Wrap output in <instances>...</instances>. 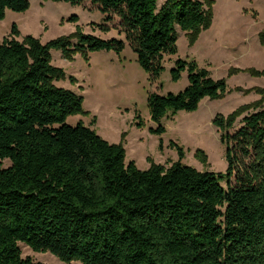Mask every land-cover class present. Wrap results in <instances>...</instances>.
I'll list each match as a JSON object with an SVG mask.
<instances>
[{"label": "trees", "instance_id": "1", "mask_svg": "<svg viewBox=\"0 0 264 264\" xmlns=\"http://www.w3.org/2000/svg\"><path fill=\"white\" fill-rule=\"evenodd\" d=\"M88 1L106 22L110 14L120 19L125 41L152 80L162 71L163 55L176 54L177 30L196 34L209 27V0H164L160 7L158 0ZM28 6V0H0V20L6 10L21 13ZM17 35L13 25L0 44V264H40L23 258L19 243L68 264H264L263 90L258 102L213 121L225 132L243 112L258 110L242 119L235 135H221L225 174L182 165L180 147L170 168L153 164L139 171L133 162L125 166L122 146L82 123L66 124L81 112L83 99L53 84L64 72L50 65L51 49L65 58L79 52L120 55L125 42L78 33L76 45L68 39L42 45L32 36L19 43ZM259 39L264 49L263 32ZM176 66L172 79L187 70L188 86L175 95H149L156 124L168 111L195 112L202 100L225 91L223 81L194 63ZM250 73L264 77V70ZM149 132L162 135L165 128Z\"/></svg>", "mask_w": 264, "mask_h": 264}, {"label": "rangeland", "instance_id": "2", "mask_svg": "<svg viewBox=\"0 0 264 264\" xmlns=\"http://www.w3.org/2000/svg\"><path fill=\"white\" fill-rule=\"evenodd\" d=\"M28 1L24 12L5 11L0 20V44L9 37L13 25L19 43L32 36L42 45L60 39L76 45L78 33L125 42L120 55L112 51L79 52L65 58L61 51L50 50V65L64 72L63 78L53 84L83 99L81 112L69 116L67 125L82 123L107 143L122 146L125 166L133 162L139 171H146L153 164L170 168L179 161L175 148L180 147L182 165L198 172L226 173V147L220 141L221 135H235L242 127V119L258 110L243 112L232 129L225 132L214 127L213 121L217 117L227 119L261 99L257 92L264 91V77L250 71L264 70V49L259 39L264 33V0H209L210 7H204L210 15L209 27L196 34L177 30L176 54L163 55L162 71L155 80L139 67L136 54L125 41L121 21L114 14H110L111 22H106L98 5L88 0L78 5ZM163 2L158 0V7ZM72 17L76 21H70ZM177 61L194 63L197 69L206 70L210 78L224 82L225 91L215 100H202L195 112L168 111L156 124L150 119L149 95H175L188 86L187 70L180 73L178 80L172 79ZM158 126L165 128V133L149 132ZM230 145L234 147L236 143ZM234 151L240 161L249 163V158L242 157L240 147ZM197 153H203L205 161ZM8 166L9 161H4V167ZM221 186L225 188L226 184ZM19 248L23 258L35 263L68 264L48 252L35 253L21 243Z\"/></svg>", "mask_w": 264, "mask_h": 264}]
</instances>
